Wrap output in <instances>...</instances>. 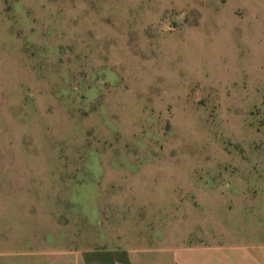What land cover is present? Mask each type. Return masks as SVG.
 <instances>
[{
  "label": "rangeland",
  "instance_id": "rangeland-1",
  "mask_svg": "<svg viewBox=\"0 0 264 264\" xmlns=\"http://www.w3.org/2000/svg\"><path fill=\"white\" fill-rule=\"evenodd\" d=\"M247 242L262 262L264 0H0V264Z\"/></svg>",
  "mask_w": 264,
  "mask_h": 264
},
{
  "label": "crops",
  "instance_id": "crops-1",
  "mask_svg": "<svg viewBox=\"0 0 264 264\" xmlns=\"http://www.w3.org/2000/svg\"><path fill=\"white\" fill-rule=\"evenodd\" d=\"M248 199V197H247ZM239 246H233L228 244L227 247L224 245H214V247H205L199 248L197 264H254L256 259L259 264H264V244L262 248L263 260L262 262L256 256L255 244L250 242ZM125 251V250H124ZM94 253V252H93ZM185 255V254H184ZM179 263L185 264L184 262L188 261L184 257L181 259L178 258ZM182 261V262H181ZM196 261V260H195ZM190 262V261H189ZM195 263V262H194ZM193 263V264H194ZM62 264H145L138 258L130 257L127 255L124 259H114L111 263L105 262L103 260L90 257H76L65 259ZM149 264H159L158 261H151ZM162 264H175L174 258L173 261L165 260ZM187 264V263H186ZM190 264V263H188Z\"/></svg>",
  "mask_w": 264,
  "mask_h": 264
}]
</instances>
